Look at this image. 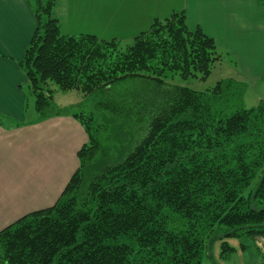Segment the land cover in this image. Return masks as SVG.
<instances>
[{"label":"trees","instance_id":"16d2710c","mask_svg":"<svg viewBox=\"0 0 264 264\" xmlns=\"http://www.w3.org/2000/svg\"><path fill=\"white\" fill-rule=\"evenodd\" d=\"M56 4L34 0L38 27L19 64L41 119L70 113L53 85L93 101L73 113L88 141L57 202L0 230V264H205L219 233L264 237V101L244 108L235 78L207 91L166 80L207 78L215 40L184 10L127 45L66 34ZM135 80L151 89L119 93ZM97 113L106 122L94 128Z\"/></svg>","mask_w":264,"mask_h":264},{"label":"crops","instance_id":"0c3cea01","mask_svg":"<svg viewBox=\"0 0 264 264\" xmlns=\"http://www.w3.org/2000/svg\"><path fill=\"white\" fill-rule=\"evenodd\" d=\"M33 2L0 0V230L57 202L79 167L78 151L87 141L76 117L50 114L41 119L30 96L19 61L38 27ZM142 3L147 8L149 0ZM180 8L189 27H202L231 56L236 70L264 76V0H181ZM138 9L135 22L155 18L140 16ZM55 12L64 33H85L72 31L70 22L62 21L59 0ZM89 34L99 37L98 32Z\"/></svg>","mask_w":264,"mask_h":264},{"label":"rangeland","instance_id":"374dc122","mask_svg":"<svg viewBox=\"0 0 264 264\" xmlns=\"http://www.w3.org/2000/svg\"><path fill=\"white\" fill-rule=\"evenodd\" d=\"M142 2L143 0H59V6L62 21L70 22L72 31H84L85 33L98 32L100 39L111 40L116 38L122 45H127L133 42L134 37L141 30L148 29L157 17L163 20L167 16H170L172 12L181 11V0H149L147 8ZM139 7L138 12L140 16L142 14L155 15V18L153 20H148L147 18V20L143 19L141 22H135L132 19L133 14ZM135 15H138V13ZM218 53L221 55V60L214 64L212 72L207 78L202 79L200 76H197L182 79L176 74L166 79L167 82L187 86L197 91H207L214 88L223 79L235 78L247 84L241 100L243 107H257L260 102L264 101V76H246L234 68L231 61L232 58L225 49L218 47ZM118 86V91L122 94L135 90L139 91L143 88L148 89L151 87V83L144 80H135L128 83H121ZM54 88V104H64L62 105L63 107H69V112L72 115L73 113L83 111L89 114V111L94 110L93 101L84 99L79 91H62L56 85ZM30 96H33L35 100V96L31 91ZM28 105L29 107L32 106L31 98L29 99ZM94 117L95 119L92 124L94 128L99 126L100 123L106 122L100 113H97ZM78 122L80 121L78 120ZM133 127L136 128V126ZM221 235L223 236L222 238L217 237V239H214L210 248L211 255L208 252L207 257L204 258L205 264H263V236H257L255 239L245 234L235 237H224V232L219 233L217 236ZM224 240L236 249L233 252L227 251V256H223L222 242ZM243 245L246 247H243ZM257 247L260 251H258Z\"/></svg>","mask_w":264,"mask_h":264},{"label":"water","instance_id":"95a60500","mask_svg":"<svg viewBox=\"0 0 264 264\" xmlns=\"http://www.w3.org/2000/svg\"><path fill=\"white\" fill-rule=\"evenodd\" d=\"M252 207H253V209H255V205H254V204H252ZM217 237H218V238H222L223 236H222V235H221V236H216V238H217ZM211 241H212V240H209V246H210V244H211ZM208 252H209V254L211 255L210 247H209V251H208Z\"/></svg>","mask_w":264,"mask_h":264}]
</instances>
